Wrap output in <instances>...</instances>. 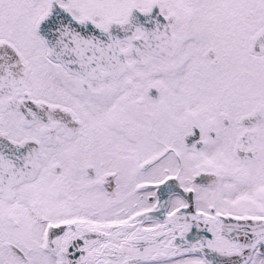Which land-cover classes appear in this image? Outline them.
Returning a JSON list of instances; mask_svg holds the SVG:
<instances>
[{
	"label": "snow or ice",
	"instance_id": "1",
	"mask_svg": "<svg viewBox=\"0 0 264 264\" xmlns=\"http://www.w3.org/2000/svg\"><path fill=\"white\" fill-rule=\"evenodd\" d=\"M0 264H264V0H0Z\"/></svg>",
	"mask_w": 264,
	"mask_h": 264
}]
</instances>
